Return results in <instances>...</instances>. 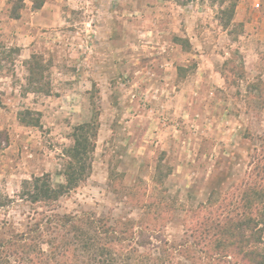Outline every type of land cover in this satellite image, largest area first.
Wrapping results in <instances>:
<instances>
[{
	"label": "rangeland",
	"instance_id": "1",
	"mask_svg": "<svg viewBox=\"0 0 264 264\" xmlns=\"http://www.w3.org/2000/svg\"><path fill=\"white\" fill-rule=\"evenodd\" d=\"M38 1L0 0V245L24 232L37 244L0 247V264H91L73 234L53 239L56 215L134 228L108 247L133 264H189L175 248L198 208L247 177L264 146V101L249 91L264 80V0ZM86 123L97 138L84 180L49 205L21 200L25 180L67 183L66 150Z\"/></svg>",
	"mask_w": 264,
	"mask_h": 264
},
{
	"label": "trees",
	"instance_id": "2",
	"mask_svg": "<svg viewBox=\"0 0 264 264\" xmlns=\"http://www.w3.org/2000/svg\"><path fill=\"white\" fill-rule=\"evenodd\" d=\"M16 1L21 2V0ZM44 1L39 0L34 9L40 10ZM225 13H228V16H226L224 26L228 27L233 19L234 8L228 9ZM11 15L14 19L20 18L17 6L14 7ZM36 58L32 56L28 62V69L32 76L43 73L42 65L35 62ZM225 78L228 82L227 75ZM34 81L35 79L32 80V82ZM249 91L254 93L253 97L264 101V80L259 79L250 84ZM25 114V116L31 115V111H27ZM25 116H21L20 121L32 126L38 125V120L27 122ZM73 138V145L66 150L69 159L65 165L67 183L54 186L48 174L25 180L19 195L21 200L32 204L49 205L58 201L64 193L84 180L86 173L91 168L90 155L96 148L97 125L86 123L77 126ZM263 147L260 151L255 150L247 177L233 187V190L223 193L219 198L215 197L219 191L214 189L208 202L201 204L198 208L199 212L206 211L207 214L190 226L191 240L186 239L179 244L178 248H175L189 264H219L222 262L227 264H264ZM0 206L3 205L0 204ZM55 217H58L56 219L58 226L55 227L58 231L57 234L59 232L62 234H58L59 237H53V239L65 243L68 236L73 234L74 242L71 240L68 246L73 248H76L75 245L80 246L91 264H133L132 257H121V255L110 251L108 247L109 244L114 245L134 238L138 234L133 230L134 228L125 229V227H121L125 225L121 222L111 225L104 219L88 218L84 220L81 218L76 220L75 217H59L58 215ZM36 227L39 230L42 227L41 222H38ZM50 227L48 225L47 231H51ZM28 239H31V236L24 232L18 236L17 241L4 242L6 244H1L0 247L5 249L7 246H19L24 255L25 251L32 252L34 250L32 247L36 248L37 246L35 243L31 244L34 239H31V242ZM68 246L65 247L68 248ZM57 248L58 244L50 250L52 256L56 254ZM19 252H15L14 255H18ZM42 253L44 252H39V254ZM4 257L0 250V260ZM21 259L24 260V258ZM19 263L21 264V261Z\"/></svg>",
	"mask_w": 264,
	"mask_h": 264
},
{
	"label": "built area",
	"instance_id": "3",
	"mask_svg": "<svg viewBox=\"0 0 264 264\" xmlns=\"http://www.w3.org/2000/svg\"><path fill=\"white\" fill-rule=\"evenodd\" d=\"M259 6H260V4H259V3H257V4H256V7H259Z\"/></svg>",
	"mask_w": 264,
	"mask_h": 264
}]
</instances>
